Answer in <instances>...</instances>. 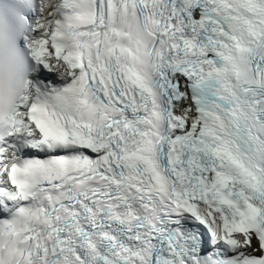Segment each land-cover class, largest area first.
<instances>
[{
  "label": "snow or ice",
  "instance_id": "1",
  "mask_svg": "<svg viewBox=\"0 0 264 264\" xmlns=\"http://www.w3.org/2000/svg\"><path fill=\"white\" fill-rule=\"evenodd\" d=\"M32 61L0 118V264H264V0H16Z\"/></svg>",
  "mask_w": 264,
  "mask_h": 264
},
{
  "label": "clouds",
  "instance_id": "2",
  "mask_svg": "<svg viewBox=\"0 0 264 264\" xmlns=\"http://www.w3.org/2000/svg\"><path fill=\"white\" fill-rule=\"evenodd\" d=\"M15 6L16 0H0V20H5L4 14ZM24 66L18 41L10 38V30L0 25V118L6 116L16 97L25 91Z\"/></svg>",
  "mask_w": 264,
  "mask_h": 264
}]
</instances>
